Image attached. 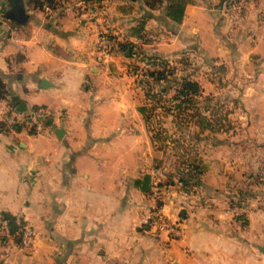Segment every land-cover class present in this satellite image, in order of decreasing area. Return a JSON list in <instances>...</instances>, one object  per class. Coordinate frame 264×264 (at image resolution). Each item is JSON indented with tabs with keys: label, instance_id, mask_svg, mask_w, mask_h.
Masks as SVG:
<instances>
[{
	"label": "crops",
	"instance_id": "0c3cea01",
	"mask_svg": "<svg viewBox=\"0 0 264 264\" xmlns=\"http://www.w3.org/2000/svg\"><path fill=\"white\" fill-rule=\"evenodd\" d=\"M132 1L118 0L115 8L114 0H100L104 12L99 13L84 6V0H0V84L5 91L0 95V222H5L4 213L22 217L43 245L17 259L8 256L6 263L264 264L259 241L245 237L253 236L252 223L247 232L242 223L218 221L207 212L209 200L229 198L244 163L256 169L251 193L263 195L259 156L241 152L237 141L217 139L203 145L193 161H185L200 173L191 172L197 176V194L179 207L183 236L169 240L148 231L154 179L164 175L166 159L153 137L159 127L146 115L150 99L137 78L123 72L122 51L131 50L128 60L135 56L131 48L139 47L156 57L187 53L223 61L229 37H222L226 47L212 46L221 39L210 24V8L193 3L181 23L165 18L175 27L171 45L141 44L140 36L159 25L147 15L151 9L143 0ZM18 4L21 13L15 14ZM136 4L143 15L131 16ZM102 21L118 43L108 55L98 44ZM249 29L241 35L252 38L251 43L237 41L236 62L252 59L257 70L242 100L262 138L264 25ZM21 102L27 111H18ZM35 109L42 112L40 129L5 120L12 111ZM233 148L238 155L227 156Z\"/></svg>",
	"mask_w": 264,
	"mask_h": 264
},
{
	"label": "rangeland",
	"instance_id": "374dc122",
	"mask_svg": "<svg viewBox=\"0 0 264 264\" xmlns=\"http://www.w3.org/2000/svg\"><path fill=\"white\" fill-rule=\"evenodd\" d=\"M114 1V7L118 8L116 5L118 0ZM131 2L134 5L132 0ZM195 3H204L210 8L208 9L210 12L207 10L210 24L221 39V41L217 39L212 46L220 43L226 47V41H223L222 37H229L228 42H226L229 52L227 59L224 57L222 61L219 60V57L212 56L210 60H203L201 56L191 57L187 53H183L178 58L160 56L158 57L159 60L154 62L152 57L156 56L150 55L148 52L145 53L139 47L131 48L135 56L134 59L130 60L127 59V55H130L131 50L124 49L122 51L123 60L120 63L123 64V72L134 79L137 78V82L139 81L140 85L145 88L150 99L149 104H147L146 115L150 124L159 127L154 132L153 137L158 149H161L164 153V159H166V163L164 162L166 166L163 167L164 175H159L154 179L153 202L146 214L145 224L149 228L148 231L154 236L166 237L169 240L178 239L179 237L172 236L167 232L163 233L155 228L152 229L146 223L149 212L156 206L163 204L165 215L184 227L183 220L179 217V207L184 205L183 199L189 198L191 194H197L198 189L196 181H189L188 179L191 180V178L186 174L187 172L184 173L185 161L187 159L193 161L192 157L198 154L203 145L217 142L221 138L227 142L237 141L241 144V152L244 149L243 151L247 152V156L250 153L255 155L256 152L259 156L258 161H260L261 166H259L257 173L263 178L259 190V192H263V195L254 196L251 193V175L256 173V169L252 167V164L246 165L244 163L245 168L240 173L238 183L231 184L229 198H215L212 199V202L209 200L207 203L211 206L208 207L209 211L207 212L209 217L213 215L218 221L226 219L227 221L242 223L247 232H250V223H252L253 236L245 235V237L253 238L256 242L259 241L261 244L259 250L263 255L264 137L259 138L258 128L253 125L251 113L242 100L250 83L257 77V70H254L250 64L252 59L246 58L245 62L239 61L237 64L239 50L236 45L238 40L247 38L246 36L242 38L241 33L246 35L247 31H251L248 28L253 25H264V0H195ZM83 5L93 8L88 0H84ZM96 11L100 13L104 12V9L103 7L100 9L99 5ZM144 13L145 11L141 9L140 5L132 6L131 16L134 14L143 15ZM146 13L147 15H154L159 26H156L158 29L144 32L140 36V43L150 44L151 47L158 46L160 43L165 44V46L171 45L175 27L165 21L166 9L160 7L156 10H147ZM202 13L206 14L205 11ZM102 23L103 21L99 24V47H101V37L111 35L108 30L102 28ZM141 23L136 28L144 26ZM116 25L122 28L123 24L119 22ZM251 39L247 38V42H238L241 46H245L251 43ZM163 71L167 72V80L155 82L151 73ZM186 79L196 83L197 92H181ZM164 87L166 88L165 91H163ZM228 155L234 157L238 154L233 148L228 150ZM183 178L189 183L182 181ZM257 178L255 177V181ZM234 193L237 195L235 196ZM194 199L198 203L203 202L201 198ZM257 210L261 211L260 215H256ZM17 222L20 229L16 234L9 232L6 222H0V264H7L6 259L11 255H15L14 258L17 259L22 252L27 254L37 248L43 250V245L38 244L39 238L37 241L38 236L41 238L40 234L35 233L31 225L27 224L22 217L19 216ZM208 222L213 223L214 220L209 218ZM40 253L42 252L40 251Z\"/></svg>",
	"mask_w": 264,
	"mask_h": 264
},
{
	"label": "built area",
	"instance_id": "2783aa9c",
	"mask_svg": "<svg viewBox=\"0 0 264 264\" xmlns=\"http://www.w3.org/2000/svg\"><path fill=\"white\" fill-rule=\"evenodd\" d=\"M47 1V0H44ZM93 9H98L100 0H88ZM117 41L112 39L109 35H103L100 40V46L104 54L108 55L110 50L116 51L118 49ZM42 112L40 110H31L27 114L12 111L8 113L5 120L10 125H22L29 128H41ZM146 223L153 229L160 232H167L172 236L180 237L183 234V226L165 215L163 204L153 208L147 216Z\"/></svg>",
	"mask_w": 264,
	"mask_h": 264
},
{
	"label": "trees",
	"instance_id": "16d2710c",
	"mask_svg": "<svg viewBox=\"0 0 264 264\" xmlns=\"http://www.w3.org/2000/svg\"><path fill=\"white\" fill-rule=\"evenodd\" d=\"M50 1V0H47ZM145 5L153 10H156L160 7H164L166 9V16L167 18L175 23H181L184 19L185 16V11L186 8L189 4L195 3V0H143ZM141 25H143V23H141ZM141 26L140 28L137 29V31H141L142 30ZM154 58V59H153ZM154 62H157L159 59L158 57H152ZM151 77L154 78L155 82H160V81H165L167 80L168 76H167V72L163 71V72H158V73H151ZM162 86V85H160ZM166 88H163V91H165ZM189 91H193V92H197V85L196 83H194L191 80L186 79V81L183 83V88L181 89V92L186 93ZM5 93L3 87L0 84V95H3ZM153 97H155V95L153 94ZM161 98V97H160ZM159 98V99H160ZM184 169V173H186L190 178L188 179L189 181H196L197 182V176H194L193 173L191 174L192 171H194L195 173H200L199 168L198 167H194L192 169V167L190 165L184 164L183 166ZM188 180H185L184 178L182 179V181L187 182ZM3 220L7 223V226L9 227V232L11 234H16L19 229H20V225L17 222V218L14 215H11L9 213H4L3 214Z\"/></svg>",
	"mask_w": 264,
	"mask_h": 264
},
{
	"label": "water",
	"instance_id": "95a60500",
	"mask_svg": "<svg viewBox=\"0 0 264 264\" xmlns=\"http://www.w3.org/2000/svg\"><path fill=\"white\" fill-rule=\"evenodd\" d=\"M15 14H20L21 13V7L20 5H16L15 7V11H14ZM129 54V53H128ZM18 111L20 112H24V111H27V106H26V103L24 102H21L19 107L17 108ZM182 215L185 216V211H182Z\"/></svg>",
	"mask_w": 264,
	"mask_h": 264
}]
</instances>
